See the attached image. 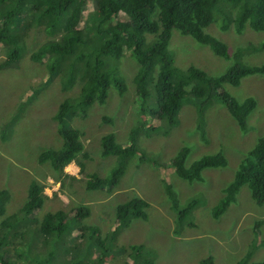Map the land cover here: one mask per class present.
<instances>
[{
    "label": "rangeland",
    "instance_id": "1",
    "mask_svg": "<svg viewBox=\"0 0 264 264\" xmlns=\"http://www.w3.org/2000/svg\"><path fill=\"white\" fill-rule=\"evenodd\" d=\"M240 4L219 0L214 21L205 28L206 33L227 44L229 57L216 54L210 45L174 29L169 49L175 65L183 69L195 66L215 77L236 65H263L264 30L257 31L249 24L241 32L236 30ZM87 6L85 20L95 9L92 3ZM96 26V20L88 21L85 29L88 44L81 46L93 59L103 38L94 34ZM51 38L43 26L32 27L25 36L26 47L20 59L0 68V190L7 189L10 193L7 215L25 205L33 180L42 184L48 195L35 214L39 220L48 212L71 213L80 206H88L91 213L71 224L73 235L65 236L62 248L66 249H61L53 261L46 263L34 252L21 251L32 256L27 257L31 264L40 261L65 264L72 258L74 246L81 244L78 227L82 225L98 227L102 238H107L109 250L105 252L110 255L106 264H130L132 245L144 247L134 257L141 264H199L210 255L215 264H238L248 252L252 262L264 261V203L255 201L248 185L241 187L220 217L213 215L240 163L264 137V75H248L239 85L223 86L239 102L247 98L256 101L247 116L246 130L238 125L219 97L202 111L198 101H185L178 124L170 127L166 120L160 121L150 112L156 108L154 94L145 105L146 113L140 111L143 107L136 98L134 83L139 63L132 54L125 53L119 59L104 56L106 67L117 66L118 72L111 75L105 103L91 105L85 115L79 112L78 116L66 118L68 124L79 130L84 151L61 173L39 157L44 151L62 147L64 140L58 131L56 114L65 98L80 94L83 80L79 75L72 87L64 89V83L69 84L67 78L63 81V73L52 74L47 61L31 59V54ZM9 50L8 44L0 47V62L7 58ZM118 74L127 86L123 94L115 83ZM132 132H136L139 152L127 158L125 172L114 188L87 189L89 176L109 177L120 162L117 155H103V136L112 133L123 146L130 143ZM184 147L189 149L187 167L205 155L217 153H223L228 163L204 169L200 179H184L173 166L174 157ZM135 197L149 203L147 219L134 218L113 236L118 206ZM174 200L179 209L175 208ZM193 200L195 207L181 219L179 211ZM67 249L71 250L68 255ZM74 255L91 264L96 261L98 250L87 243ZM17 258L15 251L14 260Z\"/></svg>",
    "mask_w": 264,
    "mask_h": 264
},
{
    "label": "trees",
    "instance_id": "2",
    "mask_svg": "<svg viewBox=\"0 0 264 264\" xmlns=\"http://www.w3.org/2000/svg\"><path fill=\"white\" fill-rule=\"evenodd\" d=\"M227 1L241 3L235 18L238 32L243 31L247 24L257 31L264 30V0ZM88 3H92L95 9L89 12L85 20ZM218 3L219 0H0V47L6 44L10 47L7 58L0 62V68L20 59L26 47L25 36L29 29L41 25L52 38L40 45L31 54V59L47 61L52 74L63 73V81L67 78L69 84L67 86L64 83V89L72 87L79 75L83 80L80 94L65 98L56 114L58 131L64 140L62 147L44 151L39 160L48 161L54 170L63 173L83 153L81 134L66 122V118L70 115L78 116L79 112L85 115L91 105L106 102L112 82L111 75L117 73L118 68H107L104 56L119 59L129 53L138 61L134 83L136 98L143 107L140 109L142 113H146L145 105L154 94L156 108L150 110L152 116L160 121L166 120L171 127L178 124L179 112L185 101H198V108L202 111L205 105L219 97L238 125L246 130L247 116L255 108L256 101L247 98L239 102L223 86L226 83L239 85L248 75H264V64L236 65L225 74L215 77L195 66L187 69L176 66L169 49L173 30L177 29L182 34L191 35L199 42L210 45L216 54L229 57L227 44L205 32V28L214 21ZM93 20L97 24L94 34L103 37L97 45L99 53L95 59L87 55L86 48H81L88 44L85 29L88 21ZM82 22L87 24L83 26ZM58 35L59 38L56 37ZM116 78L115 83L120 94H123L127 86L121 74ZM102 145L104 156L120 157L119 165L109 177L89 176L87 189L112 190L125 172L127 158L139 152L136 132H132L127 145H119L112 133L103 136ZM188 154L187 147L181 149L173 159V166L180 177L191 181L202 178L206 168L223 167L228 163L223 153H217L205 155L187 167L185 162ZM244 185L250 187L258 204L264 203V137L258 140L240 163L233 182L224 189L223 198L213 210L214 217H220L228 209ZM9 198V191L1 189L0 264H31L27 257L32 256L21 252L23 250L34 252L37 257L46 259V263L53 261L61 249H66L62 248L65 236L69 233L73 235L71 224L91 213L88 206H80L71 213L63 210L48 212L39 220L35 214L43 207L48 195L45 187L37 180L29 185L25 205L18 212L7 215ZM174 204L179 209L176 200ZM195 205L196 201L193 200L181 209V219L186 218ZM148 206L149 203L140 197L120 204L113 236L118 228L129 226L134 218L147 219ZM78 234L81 244L74 246L72 258L66 260L65 264H85L82 256L76 258L74 254L87 243L93 244L98 250L96 261L91 264H106L105 260L110 255L105 252L109 250L106 242H109L107 238H102L99 228L82 225L78 227ZM131 248L134 252L130 264H141L134 257L142 253L143 245H132ZM15 251L18 254L16 260ZM70 251L67 249L65 253L68 255ZM199 264H215V259L210 255ZM238 264H264V261L252 262L251 252H248Z\"/></svg>",
    "mask_w": 264,
    "mask_h": 264
}]
</instances>
